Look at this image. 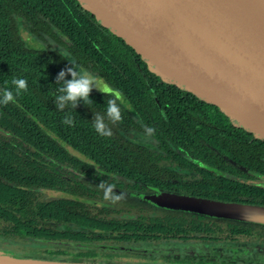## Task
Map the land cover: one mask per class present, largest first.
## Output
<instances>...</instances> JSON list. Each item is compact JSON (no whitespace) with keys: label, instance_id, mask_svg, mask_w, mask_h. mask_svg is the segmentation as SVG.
<instances>
[{"label":"trees","instance_id":"obj_1","mask_svg":"<svg viewBox=\"0 0 264 264\" xmlns=\"http://www.w3.org/2000/svg\"><path fill=\"white\" fill-rule=\"evenodd\" d=\"M73 18L63 0H0V93L5 88H13V78L28 82L27 91L17 96L15 103L0 105V240L14 245L11 239L26 238L31 244L28 247L16 244L15 249L12 246L7 249L21 255L68 260L93 255L92 249L112 255L130 252L128 247L158 248L163 243L179 240L189 241L190 249L164 247L173 252L158 253L160 259L170 264H242L234 248L264 244V229L253 223L163 207L172 211L152 210L138 217H115L108 207L43 195L44 191L60 189L92 197L93 194L86 193L91 190L88 185L76 177L80 178L79 173H83L85 177L99 178L95 174V160L101 169L117 167L125 172L137 171L126 164L141 163L133 157L142 154L119 145L113 135L103 137L95 131V114L103 116L108 123L106 95L93 89L92 104L80 102L76 109H56V76L66 65L70 67L67 58L59 48L31 47L21 35L20 26L26 22L24 28L36 41L47 42L49 38L59 46L69 45L82 55L95 57L98 49L92 36ZM105 67L109 71L108 62ZM118 72L114 68L113 73ZM117 76L111 75L115 80ZM67 115L73 117L74 127L62 123ZM217 125L223 124L212 118L210 134L205 139L209 142L207 147L192 144L185 147L192 150L187 152L186 159L182 157L185 166H196L202 178L200 191L194 194L229 200L255 195L261 191L258 187L193 163V159H206L209 165L226 173L243 175L244 171L224 156L247 168L254 167V157L263 156L248 152L246 145L230 135L229 125L225 130ZM181 135L188 142L198 140L190 133L181 132ZM200 136L204 138L203 133ZM63 141L72 150L83 152L87 161L76 157ZM218 245L230 247L233 256L225 257L221 253L196 256L202 248Z\"/></svg>","mask_w":264,"mask_h":264},{"label":"water","instance_id":"obj_2","mask_svg":"<svg viewBox=\"0 0 264 264\" xmlns=\"http://www.w3.org/2000/svg\"><path fill=\"white\" fill-rule=\"evenodd\" d=\"M63 1L100 43L196 107L222 119L248 149L264 155V0ZM21 35L37 48L39 43L27 31L23 30ZM98 77L107 83L102 76ZM48 132L58 138L51 130ZM62 144L72 149L66 141ZM73 154L87 161L83 152L74 149ZM227 159L244 171H252ZM193 161L219 175L239 179L199 159ZM253 173L264 179L262 174ZM241 181L264 185L260 180ZM53 195L96 202L60 189H54ZM141 197L163 208L264 224V204L163 189L142 193ZM0 264L116 263L33 257L0 249Z\"/></svg>","mask_w":264,"mask_h":264},{"label":"flooded vegetation","instance_id":"obj_3","mask_svg":"<svg viewBox=\"0 0 264 264\" xmlns=\"http://www.w3.org/2000/svg\"><path fill=\"white\" fill-rule=\"evenodd\" d=\"M65 4L70 8L74 16L73 21L81 28L83 25L92 36L94 45L98 49V54L95 57L82 55L77 52L75 47L71 48L69 45L59 46L49 38L47 42L37 40V43H39L38 48H59L67 59L74 60L95 76H102L111 87L123 93L125 104L120 105L122 119L116 123H112L108 120V127L112 135L117 138L119 145L125 148L127 146L136 153L142 154V156L133 157L136 161L139 160L141 162L139 165L126 164L129 169L135 168L137 170L135 172H125L117 167L110 170L101 169L99 161L95 160L94 168L97 170L95 174H97L99 178L93 179L91 177H85L83 173H79L80 178L76 177V179L88 185L91 190L86 193L93 194L92 197L82 196L73 192L71 193L96 201L95 203H82L94 205L96 207H108L111 215L115 217H138L141 213L145 215L152 210L155 212L158 211L159 213L163 211H172L162 209V207L154 204L150 200L141 197V194L157 193L160 189L189 194L199 192L201 188L199 181H201L202 178L197 174L199 170L194 168L196 166H185L182 157L185 158L187 152L192 151L185 147L188 144H192V146L196 145L199 148L201 145L206 147L209 145V142L205 139L210 134L212 118H215V120L225 125H217V127L223 130L226 129L228 124L211 112L196 107L183 96L138 70L111 48L100 43L85 26L84 22L77 18L71 7L67 3ZM24 24H26V22H23L20 26L21 33L25 30L32 36L33 34L24 28L26 27ZM105 62L109 63L110 72L106 70ZM114 68L119 71L118 74H121L122 77H119L117 73H113ZM112 74L115 76L118 75L117 80L111 77ZM94 91L98 94H102L96 90ZM90 95H92V93H90ZM106 97L111 99L110 96L106 95ZM197 124L199 127H197ZM195 125L196 127L192 128ZM148 128H153L155 130L154 133L149 134L146 131ZM228 131L234 139L244 146L243 141L236 135L234 130L229 127ZM181 132L193 134L198 140L192 142L185 141L182 139ZM201 133L204 134V138L200 136ZM204 151L205 153L207 152L206 148ZM247 151L260 155V153L253 152L250 149ZM224 158L228 161L226 156H224ZM260 159L264 161V155L254 157L256 161L253 163L254 167L248 168L252 171L243 170V175L241 173L231 174L238 177L239 179L236 180L240 181L243 178L253 181H264V179L261 180L253 173L256 172L264 176V162L259 163L258 161ZM201 162L208 164L206 159H204V161L201 160ZM198 166L202 167L201 165ZM237 168L241 169L238 166ZM101 181L114 184L115 192L117 194L123 193V197L116 202H113L111 199L105 200L103 190L97 187ZM241 182L244 183L243 181ZM249 185L256 186L261 191H257L255 195L251 196H240L242 198L235 201L264 204V185ZM248 223H253L256 227L264 229V224L255 222ZM257 247L264 250V244L257 245ZM147 249H151L150 252L161 253L156 251V248Z\"/></svg>","mask_w":264,"mask_h":264},{"label":"clouds","instance_id":"obj_4","mask_svg":"<svg viewBox=\"0 0 264 264\" xmlns=\"http://www.w3.org/2000/svg\"><path fill=\"white\" fill-rule=\"evenodd\" d=\"M69 66H65L63 70L56 76V85H58L55 96V107L57 110L63 111L66 107L76 109L80 102L85 105H90L93 101L90 99V93L93 89H96L104 96H110L111 99L107 101L106 116L112 123L121 121V104H125L123 93L117 89H113L102 78L95 76L76 63L74 60L66 59ZM71 76V79L66 77ZM13 88H5L0 93V105H8L9 103H15L16 97L22 92L27 91L28 82L23 78H13L11 80ZM93 127L95 131L103 137H111L112 132L105 122V118L100 114H95L93 117ZM62 123L69 126L74 125V119L71 115L65 116ZM146 131L149 134L154 133L153 128H148ZM103 190L105 200L111 199L113 202L120 200L123 197V193L117 194L115 192V185L108 184L104 181L97 186Z\"/></svg>","mask_w":264,"mask_h":264},{"label":"rangeland","instance_id":"obj_5","mask_svg":"<svg viewBox=\"0 0 264 264\" xmlns=\"http://www.w3.org/2000/svg\"><path fill=\"white\" fill-rule=\"evenodd\" d=\"M45 192V193H44ZM43 195L45 197L49 196H54L53 192L51 190L49 191H44ZM55 197V196H54ZM13 241L14 245L4 242L3 240H0V249L1 250H8L7 247H11L15 249L16 244H22L24 245L23 247H28L30 242H28V239H23L19 241V238H15V240L11 239ZM8 243V244H7ZM190 243L189 241H179L175 240L172 243H163L161 244L162 247L156 248V251L158 249L162 248H181V249H190ZM138 247H144L145 246H138ZM92 249V248H91ZM114 249H119V248H114ZM121 249V248H120ZM155 250V249H154ZM233 250H236L235 256L240 257V261L242 264H264V250L259 249L257 246H249V247H240L234 248ZM232 250V251H233ZM231 248L230 247H219L214 246V247H204L202 248V251H200L196 256H201V255H216V253H221L220 255L222 256H233L231 253ZM231 251V252H232ZM15 252V251H14ZM91 252L93 255H83L79 257H74L72 259L74 260H80V261H93V262H99V263H116V264H170L168 262H164V260L160 259V256L158 255V252H149V253H133V252H125V253H120V254H112V255H107V254H102L100 251L97 249H92ZM227 252V253H225ZM219 255V254H218ZM241 258H244L241 260Z\"/></svg>","mask_w":264,"mask_h":264}]
</instances>
